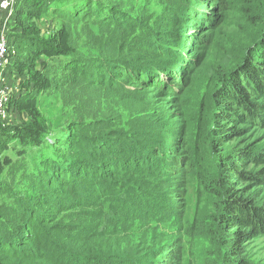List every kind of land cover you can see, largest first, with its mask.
I'll list each match as a JSON object with an SVG mask.
<instances>
[{
    "label": "trees",
    "instance_id": "trees-1",
    "mask_svg": "<svg viewBox=\"0 0 264 264\" xmlns=\"http://www.w3.org/2000/svg\"><path fill=\"white\" fill-rule=\"evenodd\" d=\"M192 7L187 0H15L6 26L10 64L3 70L12 94L4 113L14 106L34 114L31 95H23L20 86L32 82L35 95H58L66 130L53 148L41 140L49 129L40 121L13 128L0 116V264H158L151 259L157 248L152 240L176 239L173 257L181 244L189 246L186 229L176 238L180 228L167 200V181L193 171L190 159L196 156L190 153L197 144L186 143L185 157L178 153L176 128L161 127L156 113L162 110L148 90L179 91L186 73L185 31L195 27L190 16L207 18ZM44 16L52 18L55 32L43 38L33 20ZM260 24V38L252 43L258 45L247 50L252 52L245 65L221 73L195 112L184 109L197 120L201 115L206 126L210 122L212 131L200 138L203 148L212 144L210 136L222 142L238 133L226 123L248 118L264 125V15ZM43 57V70L35 69ZM23 69L29 81L22 83L15 71ZM17 82L22 91L15 93ZM111 93L113 100L106 97ZM170 127L172 133L163 130ZM9 151L18 161L6 156ZM247 151L222 158L221 165L234 172L249 158L252 172L239 178L261 184L264 151ZM206 158L211 174V156ZM195 175L194 194L202 182ZM204 178L207 192L221 199V178ZM227 187L217 222L228 237L225 254L233 264H246L240 250L264 236V205L235 197Z\"/></svg>",
    "mask_w": 264,
    "mask_h": 264
},
{
    "label": "rangeland",
    "instance_id": "rangeland-1",
    "mask_svg": "<svg viewBox=\"0 0 264 264\" xmlns=\"http://www.w3.org/2000/svg\"><path fill=\"white\" fill-rule=\"evenodd\" d=\"M187 1L189 7L193 5L191 11L194 9L198 12H204L207 18L199 22V19L195 18V13L190 16V19H195L191 21V23H195L193 25L195 27H192V31H188L189 27H187L188 29L185 31V34H187L184 41L186 48V59L184 60L186 73L183 74V81L178 82V85H180L178 87L179 91L177 93L148 91H151L149 93H151L150 97L154 102L153 105L162 110L160 111L159 109L156 113L165 122L163 124L162 121L161 127L173 124L176 128L173 133L170 130L171 127L163 130H166V133L171 132L173 135L175 133L176 136L173 137L174 141L176 139L175 144H178V153L182 154L187 142L191 145L197 144L195 149L194 146L192 147V153H190V158L194 154L196 156L195 160L190 159L193 171L188 174L180 172L177 175H172L167 181V200L173 207L171 213L177 216L176 223H178L177 225L180 228L176 238L178 240L179 238L182 239V231L186 229L185 231L190 235H186V238H190L189 246L184 249L181 244L180 249L175 250V257H173L171 252L179 246V242H176V239L159 238V240L154 239L151 242V239L148 238L149 235L144 236L153 243L154 249L157 247L151 259H154L158 264H233L229 259L230 255L225 254L229 247L228 237L222 232L223 226H220L219 222H217L218 212L221 215L220 210L221 205L224 204L223 200L227 199V186L228 184L231 185L230 190L237 192L235 197L243 195L255 205H264V182L258 184L239 178L241 173L248 175L252 172L251 163L248 161L249 158L241 159L239 169L234 172H228L221 165V160L232 155L235 156L239 152L244 153L247 150L251 151L252 154L264 151V125L253 124L248 121L247 117L246 121H237L235 124L226 123V126L230 127V129L235 127L238 133L228 138H223L222 142L216 138L214 140L215 136H210L208 141L210 142L211 140L212 144L208 143V146L203 148L202 143L204 142L200 138H202L203 134L208 136L212 131L210 122L206 126L201 115L198 116L197 120L191 114L185 113L184 109L195 112L201 94L204 91L213 94L216 83L221 79V73H232L245 65L246 62L243 63L242 61H246L252 52L250 50L247 54V50L251 46L258 45L257 43V45H252V43L257 38V41L259 40L262 31L260 18L263 17L264 11H262L261 17L260 11L262 8L264 9V0ZM82 3L83 1H78L76 4L80 5ZM70 6L66 5V7ZM199 18L201 17L199 16ZM36 21L41 30L40 35L43 38L55 32L54 21L51 17H36L33 20L34 24H36ZM80 49L83 50L82 47ZM46 63L44 57L36 59L35 69L42 71ZM239 65L243 66L240 67ZM15 72L22 83L29 81L25 69ZM18 82L13 86L15 93L22 91L18 87ZM20 86H24L23 95H31L30 99L34 101V114L31 115L26 111L17 110L16 107L11 106L12 108L6 109L1 120L8 122L7 124L13 128H18L17 126L21 125L19 123L23 121L28 122L27 124L40 121L44 128L49 129L44 133L41 140L54 148L63 140L66 130L64 129L65 118L60 116L61 108L58 95H35V84L32 82L21 84ZM145 90L147 91V88ZM106 97L109 100L114 99L113 93ZM262 100L264 99L262 98ZM201 101L202 99H200ZM129 106H131V109L136 107L135 104ZM254 122L258 121L255 120ZM163 143L168 146L166 139L163 140ZM220 144L222 146H219ZM217 149H220V151ZM182 155L185 157V154ZM207 155L211 156V163H208L212 167L210 170L214 168L215 174L214 171L210 174L206 169L203 157L204 160L208 161ZM6 156L12 161L16 159L18 161L19 158L11 151L7 152ZM194 173H196L194 178L196 181L198 180L200 183V177L202 180V184L200 183L199 188L196 190L198 192L195 194V184L191 179ZM202 176L207 178L218 176L221 178L220 182L221 184L223 183L221 185L223 188V197L221 199H219V195L213 196L210 192H207L206 187H204L207 186L204 183L205 178H202ZM3 177L4 171L1 169L0 181ZM190 220L195 223L190 222ZM242 246L239 259L244 260L246 264H264V236L249 239L248 243ZM231 258L234 257L231 255Z\"/></svg>",
    "mask_w": 264,
    "mask_h": 264
},
{
    "label": "built area",
    "instance_id": "built-area-1",
    "mask_svg": "<svg viewBox=\"0 0 264 264\" xmlns=\"http://www.w3.org/2000/svg\"><path fill=\"white\" fill-rule=\"evenodd\" d=\"M14 3L15 0H0V116L4 114L5 105L12 94L11 88L5 83L3 68L9 63L6 26L13 17Z\"/></svg>",
    "mask_w": 264,
    "mask_h": 264
}]
</instances>
